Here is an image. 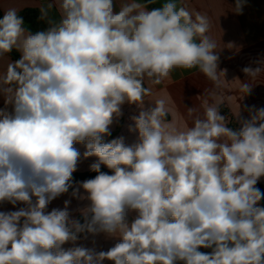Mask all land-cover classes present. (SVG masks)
I'll use <instances>...</instances> for the list:
<instances>
[{
	"label": "clouds",
	"instance_id": "1",
	"mask_svg": "<svg viewBox=\"0 0 264 264\" xmlns=\"http://www.w3.org/2000/svg\"><path fill=\"white\" fill-rule=\"evenodd\" d=\"M149 2L116 11L114 0H47L38 17L47 27L35 33L16 8L0 18V57L20 53L0 74V202L24 205L0 211V264H264V193L256 187L264 108L248 109L234 130L220 104L205 100L187 108L192 124L181 130L166 121L164 99L145 107L146 79L159 84L176 69H198L218 87L226 73L206 15L193 18L175 0ZM245 3L235 0L233 12ZM255 63L242 69L249 80L264 74V59ZM252 86L240 82L243 98ZM125 103L140 109L129 125L136 141H105ZM76 144L83 158L96 157L89 170L97 174L73 187ZM69 189L88 202L83 223L68 200L47 210ZM99 233L120 242L107 251L75 246L81 234Z\"/></svg>",
	"mask_w": 264,
	"mask_h": 264
},
{
	"label": "crops",
	"instance_id": "2",
	"mask_svg": "<svg viewBox=\"0 0 264 264\" xmlns=\"http://www.w3.org/2000/svg\"><path fill=\"white\" fill-rule=\"evenodd\" d=\"M46 2L47 0H0V11L4 14L8 8H16L18 13L29 8L40 9ZM128 2L130 0H114L115 10L119 11L121 5ZM165 2L167 0H150L148 7L152 8L150 4L154 8L161 7ZM175 2L177 7L186 8L193 18L197 12L208 17L210 30L207 35L217 43L218 71L226 70L225 77L221 76V84L218 87L198 69H176L169 78L159 84L146 79L144 86L151 89V95L145 96V107H150V103L158 99H164L168 110L166 121L183 130L192 124V119L187 114L188 107H199L205 100L217 102L220 104L221 114L226 117L228 126L239 130L242 126L241 121L249 118L248 109L264 108V74L255 80H249L242 71L245 67H256L255 61L264 59V0H246L242 14L233 12L235 0H175ZM50 16L54 20L59 19L55 10H52ZM11 62L14 60L6 54L0 57V74L7 70ZM240 82L253 84L251 93L244 98V93L240 91ZM210 92H214L215 95L210 96ZM3 108H5L4 97L0 96V109ZM8 110L11 111L10 106ZM139 111L135 104L122 105V115L111 126V135L104 137L105 141L123 136L126 144L134 143L137 133L130 132L129 125H133L131 117L138 115ZM202 111L203 109L201 113ZM239 111L240 117L237 119L236 114ZM75 147L81 153V160L73 174L90 171L89 166L96 161V157L85 159L83 158L86 150L84 145L76 144ZM101 167L108 169L103 165ZM80 182L83 181L75 183L73 187H77ZM256 187L264 191V177L260 178ZM71 192L53 200L47 210L63 208L64 202L68 200L71 217L78 219L81 216L79 209L85 207L88 202L73 198ZM80 192L83 194V189H80ZM21 207H24L21 203L12 205L0 202V211L3 212L16 211ZM118 242H120L118 237L105 233L95 236L87 234V239H84V236L81 237L75 246L82 245L94 247L97 251H107ZM73 246L71 243H66L63 248L68 249ZM102 264H112V262L104 260Z\"/></svg>",
	"mask_w": 264,
	"mask_h": 264
},
{
	"label": "trees",
	"instance_id": "3",
	"mask_svg": "<svg viewBox=\"0 0 264 264\" xmlns=\"http://www.w3.org/2000/svg\"><path fill=\"white\" fill-rule=\"evenodd\" d=\"M150 6L152 8H154L151 4ZM20 16L23 17L24 20V27L26 28V30H28L29 32L35 33L37 31H42L47 27L46 22L41 21L38 19L40 13H39V9H35V8H29V9H24L21 12L18 13ZM3 17V14L0 11V18ZM7 56H9L12 60L16 61L20 58V53L17 50H13L11 53L6 54ZM101 171L103 172H107L109 174H111V171L109 169L103 168L101 167ZM97 173L92 172V171H87L84 173H76V174H72V183L73 186L75 183L79 182V181H85L87 179H92L95 177ZM262 193H264L263 190L259 189ZM72 189H69V192H71ZM259 206L264 207V199H262L259 202ZM78 220L81 221V223H83V217L79 216ZM84 234H81V237H83ZM200 251L202 252H210L211 249H205V248H201Z\"/></svg>",
	"mask_w": 264,
	"mask_h": 264
},
{
	"label": "rangeland",
	"instance_id": "4",
	"mask_svg": "<svg viewBox=\"0 0 264 264\" xmlns=\"http://www.w3.org/2000/svg\"><path fill=\"white\" fill-rule=\"evenodd\" d=\"M7 203H9V202H7Z\"/></svg>",
	"mask_w": 264,
	"mask_h": 264
}]
</instances>
